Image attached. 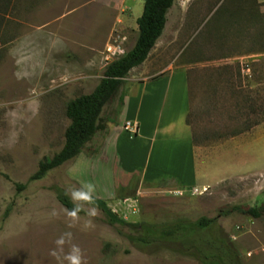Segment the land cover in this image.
I'll use <instances>...</instances> for the list:
<instances>
[{
  "label": "rangeland",
  "instance_id": "obj_1",
  "mask_svg": "<svg viewBox=\"0 0 264 264\" xmlns=\"http://www.w3.org/2000/svg\"><path fill=\"white\" fill-rule=\"evenodd\" d=\"M143 1L0 0V264H58L50 252L65 232L73 234L85 264H204L180 242L157 238L162 225L201 216L214 219L207 235L227 239L233 261L264 264V215L231 210L264 203V10L258 0H195L184 12L178 40L166 49V56L175 49L178 60L165 61L154 51L144 64L151 70L166 62L167 73L168 64L201 56L184 63L194 136L205 133L218 142L247 132L250 137L233 143L229 160L239 166L243 157L250 173L197 195L172 194L173 182L144 185L140 193L118 189L105 202L125 223H110L98 207V216L82 211L72 227L57 194L91 182L95 196L122 170L111 155L106 160L96 151L102 133L76 158L30 179L38 162L63 145L66 102L91 92L110 62L106 43L116 41L119 56L133 46V24L121 38L116 20L141 13ZM142 67L129 72L102 117H113L118 95L153 72Z\"/></svg>",
  "mask_w": 264,
  "mask_h": 264
},
{
  "label": "crops",
  "instance_id": "obj_2",
  "mask_svg": "<svg viewBox=\"0 0 264 264\" xmlns=\"http://www.w3.org/2000/svg\"><path fill=\"white\" fill-rule=\"evenodd\" d=\"M194 2L195 0H174L166 12L161 35L146 59L138 65L143 66L139 68L140 71L153 72L140 75L139 82L118 95L113 117L101 116L104 128L99 132L102 133L103 139L96 151L106 160L109 158L107 155H111L112 165L119 163L122 170L117 178L113 177L111 186L99 188L95 198L105 201L111 198L112 193L122 188L140 193L144 185L158 186L161 182H164V185L166 182L174 183L176 187L168 190L210 188L231 177L244 176L251 172L246 169L243 157L239 166L229 160L233 143L236 140L244 141L249 136L247 132L221 138L218 142L212 138L208 139L205 133L197 139L194 136L188 121L190 89L184 63L186 60L200 59L201 56L185 57L180 60L184 61L183 64L173 68L172 64H168L167 73L166 62L159 69L150 70L144 65L154 51L161 54L165 61L166 58L178 60L174 58L175 49L169 51L168 56L166 49L178 40L184 27V12ZM140 14L131 15L128 20L117 18L116 24L121 38L125 37L128 24H133L132 28L137 36L136 18ZM209 45L211 44H207L203 53L207 52ZM212 102L214 101L208 103L210 107L213 106ZM201 103L203 105L204 101ZM126 120L137 123L138 130L135 134L131 135L123 129ZM89 160L91 161V158Z\"/></svg>",
  "mask_w": 264,
  "mask_h": 264
},
{
  "label": "trees",
  "instance_id": "obj_3",
  "mask_svg": "<svg viewBox=\"0 0 264 264\" xmlns=\"http://www.w3.org/2000/svg\"><path fill=\"white\" fill-rule=\"evenodd\" d=\"M173 2L174 0L143 1L142 12L136 18L138 31L133 46L107 63L101 78L91 92L66 102L65 114L69 124L64 131L63 145L52 156L44 157L38 162L36 171L30 177L31 180L40 179L53 168L76 158L96 132L104 128L101 118L103 107L114 98L129 71L146 59L162 33L166 12ZM57 198L65 208L73 207L64 193H58ZM95 205L104 212L110 223H125L104 200L95 198ZM231 210L251 218H259L264 215V203L258 206L239 204ZM213 222V218L201 216L195 221L177 220L166 223L160 227L157 238L170 243L180 242L186 250L195 253L204 264H238L231 258L227 239L212 238L207 235V229ZM153 232L154 230H147V236L154 237Z\"/></svg>",
  "mask_w": 264,
  "mask_h": 264
},
{
  "label": "clouds",
  "instance_id": "obj_4",
  "mask_svg": "<svg viewBox=\"0 0 264 264\" xmlns=\"http://www.w3.org/2000/svg\"><path fill=\"white\" fill-rule=\"evenodd\" d=\"M96 192V186L87 182L79 187L70 186L66 188L65 195L69 198L70 202L73 204L71 209L65 208L64 211L67 217L73 221V224L69 226H74V223L79 220V213L81 211L85 212L88 217H96L99 215V209L95 205L94 193ZM88 205V207H85ZM86 227L91 226V221L89 220ZM73 234L71 232H65L61 234L56 240V247L50 252V255L54 257L58 264H85L83 250L77 244L71 243ZM69 245L68 251H64V246Z\"/></svg>",
  "mask_w": 264,
  "mask_h": 264
},
{
  "label": "built area",
  "instance_id": "obj_5",
  "mask_svg": "<svg viewBox=\"0 0 264 264\" xmlns=\"http://www.w3.org/2000/svg\"><path fill=\"white\" fill-rule=\"evenodd\" d=\"M259 3L262 5L263 10H264V0H258ZM114 42H107L105 45V60H114L116 58L119 57V54L122 53L123 51L121 50V47L119 44H116ZM123 129L127 132H129L131 135L135 134L138 130V126L137 123L134 121H130V120H126L123 124ZM208 190V187H201V188H197V187H191V188H187V189H174L171 190L170 192L174 195H179L182 196L184 195V192L187 191L189 192L190 195H197V194H202L204 192H206ZM118 217H120V215L117 213V211H113ZM122 218V217H121Z\"/></svg>",
  "mask_w": 264,
  "mask_h": 264
}]
</instances>
